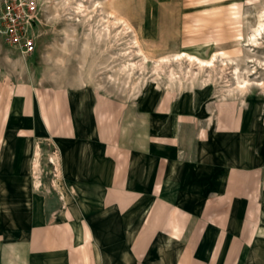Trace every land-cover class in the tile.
<instances>
[{
  "label": "rangeland",
  "instance_id": "rangeland-1",
  "mask_svg": "<svg viewBox=\"0 0 264 264\" xmlns=\"http://www.w3.org/2000/svg\"><path fill=\"white\" fill-rule=\"evenodd\" d=\"M27 1L36 7L34 53L20 55L0 36V125L39 126L44 117L51 128L54 106L61 124L75 115L78 137L111 142L129 162H174L193 148L200 162L212 149L240 143L264 153V29L253 35L264 0H82L86 17L74 9L79 0ZM184 52L214 57L213 64ZM244 77L250 84L240 91L236 81ZM42 131L24 140L39 145L27 160L50 221L71 201L54 184L59 138ZM187 168L185 179L193 174ZM182 199L190 208L191 199ZM73 202L101 204L93 197ZM136 204L126 219H143L148 202Z\"/></svg>",
  "mask_w": 264,
  "mask_h": 264
},
{
  "label": "crops",
  "instance_id": "crops-1",
  "mask_svg": "<svg viewBox=\"0 0 264 264\" xmlns=\"http://www.w3.org/2000/svg\"><path fill=\"white\" fill-rule=\"evenodd\" d=\"M56 116L53 106L51 128L44 117L39 126L0 125V264H264V153L240 143L200 162L193 148L174 162L134 163L111 142L78 137L74 114L62 124ZM41 128L59 138L54 184L71 201L50 221L27 160L39 145L24 140ZM186 165L193 174L185 179ZM142 197L143 219H126Z\"/></svg>",
  "mask_w": 264,
  "mask_h": 264
},
{
  "label": "built area",
  "instance_id": "built-area-1",
  "mask_svg": "<svg viewBox=\"0 0 264 264\" xmlns=\"http://www.w3.org/2000/svg\"><path fill=\"white\" fill-rule=\"evenodd\" d=\"M35 11V3L27 0L4 2L0 8V36L8 47L23 56H30L35 50Z\"/></svg>",
  "mask_w": 264,
  "mask_h": 264
},
{
  "label": "bare ground",
  "instance_id": "bare-ground-1",
  "mask_svg": "<svg viewBox=\"0 0 264 264\" xmlns=\"http://www.w3.org/2000/svg\"><path fill=\"white\" fill-rule=\"evenodd\" d=\"M66 1H68V0H62V4L63 5H65L66 4ZM100 2H98V4H99ZM61 4V5H62ZM74 9L77 11V12H79V13H81L84 17H86V16H89V13H88V11H87V7H86V5L83 3V1L82 0H79L78 2H77V4H76V6L74 7ZM264 29V21L262 20V21H259L258 22V25H257V27L254 29V32H253V35H256V34H258V35H260L261 34V30H263ZM252 41H254V40H252ZM134 43H136V44H138V40L136 39V38H134ZM140 50V49H139ZM184 54L185 55H187V56H189V57H195L196 58V60H198V62L200 63V65H211V64H213V59H214V57H212V58H210V59H208V60H205V59H201V58H199V57H197V56H193V55H190V54H188L187 52H184ZM177 55H180V53H177ZM234 70H236V67L234 68ZM248 84H250L249 83V81H248V79L247 78H242V79H237V81H236V86L240 89V91H244L245 89H246V86L248 85ZM36 150V149H35ZM36 152V154H37V150L35 151ZM35 154V155H36ZM39 156V155H38ZM35 158V157H34ZM33 158V160H35ZM37 160V159H36ZM36 164V163H35ZM34 165V164H33ZM35 169H36V167H35Z\"/></svg>",
  "mask_w": 264,
  "mask_h": 264
}]
</instances>
